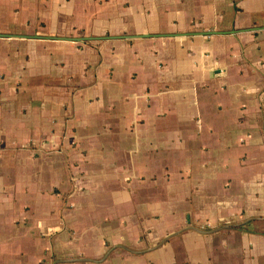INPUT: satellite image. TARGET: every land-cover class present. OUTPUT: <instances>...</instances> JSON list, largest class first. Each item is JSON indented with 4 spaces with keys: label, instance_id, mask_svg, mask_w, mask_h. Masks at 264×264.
<instances>
[{
    "label": "crops",
    "instance_id": "0c3cea01",
    "mask_svg": "<svg viewBox=\"0 0 264 264\" xmlns=\"http://www.w3.org/2000/svg\"><path fill=\"white\" fill-rule=\"evenodd\" d=\"M0 264H264V0H0Z\"/></svg>",
    "mask_w": 264,
    "mask_h": 264
},
{
    "label": "water",
    "instance_id": "95a60500",
    "mask_svg": "<svg viewBox=\"0 0 264 264\" xmlns=\"http://www.w3.org/2000/svg\"><path fill=\"white\" fill-rule=\"evenodd\" d=\"M83 39H86V38H83ZM77 40H79V39H77Z\"/></svg>",
    "mask_w": 264,
    "mask_h": 264
}]
</instances>
